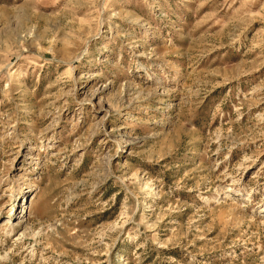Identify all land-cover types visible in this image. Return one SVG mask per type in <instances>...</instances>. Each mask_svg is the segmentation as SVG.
Segmentation results:
<instances>
[{"label":"rangeland","instance_id":"374dc122","mask_svg":"<svg viewBox=\"0 0 264 264\" xmlns=\"http://www.w3.org/2000/svg\"><path fill=\"white\" fill-rule=\"evenodd\" d=\"M0 264H264V0H0Z\"/></svg>","mask_w":264,"mask_h":264}]
</instances>
